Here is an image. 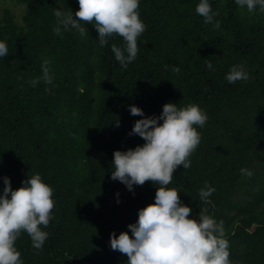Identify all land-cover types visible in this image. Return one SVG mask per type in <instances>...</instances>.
Masks as SVG:
<instances>
[{
	"label": "trees",
	"instance_id": "trees-1",
	"mask_svg": "<svg viewBox=\"0 0 264 264\" xmlns=\"http://www.w3.org/2000/svg\"><path fill=\"white\" fill-rule=\"evenodd\" d=\"M12 1L24 12L21 23L7 9L0 16V39L9 48L0 58V192L4 176L16 189L38 172L55 201L43 249H34L26 232L15 242L24 264H128L110 247V234L132 236L127 225L154 203L158 185L146 181L129 191L111 179L113 152L144 143L129 135L141 119L130 105L158 116L167 102L194 103L208 115L203 128L196 126L201 141L191 168L178 166L169 187L180 191L192 218L207 208L223 221L231 264H264V13L210 0L215 28L197 14L199 0H140L146 30L137 58L123 68L111 51L112 44L123 47L119 35L100 47L89 22L83 37L75 29L53 32L54 10H72L78 19L77 0ZM45 60L54 86L41 80L33 87ZM236 64L250 79H225ZM205 182L215 188L209 204L198 196Z\"/></svg>",
	"mask_w": 264,
	"mask_h": 264
},
{
	"label": "clouds",
	"instance_id": "clouds-1",
	"mask_svg": "<svg viewBox=\"0 0 264 264\" xmlns=\"http://www.w3.org/2000/svg\"><path fill=\"white\" fill-rule=\"evenodd\" d=\"M77 2L79 7L75 17L78 19L74 18L72 10H54L53 32L61 36L62 32L75 29L83 37L86 35L85 22H89L98 33L100 47L106 46L109 38L119 35L124 45L112 44L111 51L121 67L127 68L137 58L138 37L146 30L138 11L140 0ZM234 2L250 13L257 9L264 13V0ZM196 12L203 17L205 24L220 27V22L214 21L217 13L213 11L210 0H199ZM8 55L7 42L0 39V58ZM206 67L215 70L210 61ZM172 71L179 73L180 68L174 66ZM225 79L229 83L247 81L250 74L243 64H236L231 66ZM41 80L54 86V74L48 60L42 65V76L30 83L35 87ZM129 110L131 115L141 117L134 122L129 135H138L144 143L124 151L114 150L110 178L122 182L129 191H133L134 185H143L146 181L158 186L154 203L140 208L137 221L127 225L132 236L125 231L119 235L111 233L110 247L126 254L128 264H231L223 221L217 222L208 214L207 208L199 211L198 219L192 218V208L181 202L180 191L169 187L178 166L191 168L190 156L201 141L196 126H205L207 113L194 103L178 107L173 102L165 103L158 116H145L143 110L135 105H130ZM240 171L248 177L253 175L247 168ZM3 184L0 192V264H24L15 242L22 232H26L32 247L43 249L49 238V233L43 228H47L53 219L54 190L38 172L28 175L16 189L11 187L7 176L3 177ZM214 191L215 188L205 182L198 193L199 200L204 204L211 203L209 198Z\"/></svg>",
	"mask_w": 264,
	"mask_h": 264
},
{
	"label": "rangeland",
	"instance_id": "rangeland-1",
	"mask_svg": "<svg viewBox=\"0 0 264 264\" xmlns=\"http://www.w3.org/2000/svg\"><path fill=\"white\" fill-rule=\"evenodd\" d=\"M24 6L17 4L12 0H0V16L5 9L15 14L17 22L21 23V17L24 12Z\"/></svg>",
	"mask_w": 264,
	"mask_h": 264
}]
</instances>
